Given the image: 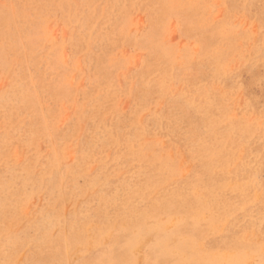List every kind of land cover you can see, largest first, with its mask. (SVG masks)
I'll list each match as a JSON object with an SVG mask.
<instances>
[{
	"label": "rangeland",
	"instance_id": "1",
	"mask_svg": "<svg viewBox=\"0 0 264 264\" xmlns=\"http://www.w3.org/2000/svg\"><path fill=\"white\" fill-rule=\"evenodd\" d=\"M0 264H264V0H0Z\"/></svg>",
	"mask_w": 264,
	"mask_h": 264
}]
</instances>
